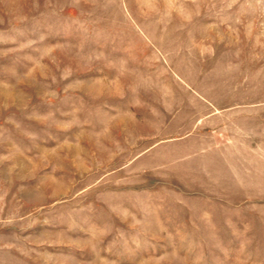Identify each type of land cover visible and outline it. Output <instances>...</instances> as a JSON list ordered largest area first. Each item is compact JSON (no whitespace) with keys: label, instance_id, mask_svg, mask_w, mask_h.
I'll return each mask as SVG.
<instances>
[{"label":"rangeland","instance_id":"rangeland-1","mask_svg":"<svg viewBox=\"0 0 264 264\" xmlns=\"http://www.w3.org/2000/svg\"><path fill=\"white\" fill-rule=\"evenodd\" d=\"M0 264H264V0H0Z\"/></svg>","mask_w":264,"mask_h":264}]
</instances>
